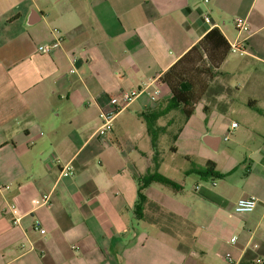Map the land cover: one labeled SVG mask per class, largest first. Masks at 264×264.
<instances>
[{
    "label": "crops",
    "instance_id": "obj_1",
    "mask_svg": "<svg viewBox=\"0 0 264 264\" xmlns=\"http://www.w3.org/2000/svg\"><path fill=\"white\" fill-rule=\"evenodd\" d=\"M237 18L249 33L238 34ZM214 27L245 49L211 71L191 117L159 118L157 171L181 189L153 182L138 215L142 179L155 170L141 115L165 108L173 94L161 76ZM136 90L99 137L111 97ZM209 162L218 176L186 174ZM8 187L21 191L20 225ZM45 194L50 205L33 207ZM248 197L256 210L236 213ZM260 261L264 0H0V264Z\"/></svg>",
    "mask_w": 264,
    "mask_h": 264
},
{
    "label": "trees",
    "instance_id": "obj_2",
    "mask_svg": "<svg viewBox=\"0 0 264 264\" xmlns=\"http://www.w3.org/2000/svg\"><path fill=\"white\" fill-rule=\"evenodd\" d=\"M229 52L230 43L222 35L221 30L218 27H214L202 41L161 76L160 82L168 85L173 97L165 108L141 115L147 125L152 148L155 151V170L142 179V184L139 187L138 205L136 207L138 215L143 211L147 200L143 191L153 182L163 183L175 190L181 189L177 183L164 177L157 171L159 166L158 138L165 130V128L158 127L157 122L159 118L167 116L171 112H179L185 119L191 117L194 113L195 105L201 100L209 87V81L212 79L211 71L219 69ZM180 126H177V129ZM176 138L177 136L174 137V139ZM186 174H197L202 178L219 175L215 171V164L212 162H209L205 167H194L187 171ZM257 264H264V261L262 263L260 261Z\"/></svg>",
    "mask_w": 264,
    "mask_h": 264
},
{
    "label": "built area",
    "instance_id": "obj_3",
    "mask_svg": "<svg viewBox=\"0 0 264 264\" xmlns=\"http://www.w3.org/2000/svg\"><path fill=\"white\" fill-rule=\"evenodd\" d=\"M205 3H208L209 0H203ZM204 20L206 23L213 26L212 19L209 15H205ZM235 27L239 35L247 34L250 32L249 24L246 20L237 18L235 19ZM60 44V40H57L55 44H48V45H41L38 47V52L42 54H50L54 47ZM245 49V42L241 38H237L236 41L230 42V51L232 53H240L243 52ZM71 73H76L75 69L71 70ZM139 96V91H132V92H120L117 95H114L110 99L111 109L109 111H104L101 114L102 124L99 127L97 134L99 137L107 136L113 129V123L116 117L125 111ZM233 128H237L238 124H233ZM68 171L64 173V176L70 175V168L67 169ZM10 213L13 218V224L20 225L21 220L23 218L22 213L20 211L21 207V191L19 189H10ZM50 194H45L40 198H35L32 200V205L35 208L40 207H48L50 205ZM257 199L255 197H248V198H241L236 202L235 205V212L238 214H249L253 213L257 208ZM38 224V223H37ZM39 226V225H38ZM42 234L46 233L45 229L40 230ZM237 242V238L234 237L231 240L232 244ZM226 259L232 262L233 258L231 254L226 255Z\"/></svg>",
    "mask_w": 264,
    "mask_h": 264
},
{
    "label": "rangeland",
    "instance_id": "obj_4",
    "mask_svg": "<svg viewBox=\"0 0 264 264\" xmlns=\"http://www.w3.org/2000/svg\"><path fill=\"white\" fill-rule=\"evenodd\" d=\"M176 130H177V127H176Z\"/></svg>",
    "mask_w": 264,
    "mask_h": 264
}]
</instances>
